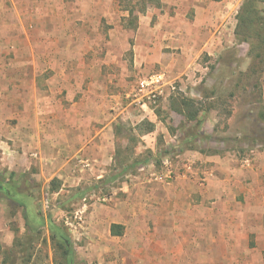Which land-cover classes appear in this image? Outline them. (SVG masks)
Here are the masks:
<instances>
[{
  "label": "rangeland",
  "instance_id": "obj_1",
  "mask_svg": "<svg viewBox=\"0 0 264 264\" xmlns=\"http://www.w3.org/2000/svg\"><path fill=\"white\" fill-rule=\"evenodd\" d=\"M214 1L228 19L209 55L175 43L196 34L188 0H0V184L31 194L67 236L45 228L27 247L23 211L0 187V264H264V223L199 190L216 166L206 158L252 163L264 150L243 140L264 114L263 51L236 35L248 0ZM155 74L176 91L148 103L139 84ZM182 97L208 137L132 167L195 132L172 108ZM177 181L189 191L174 202Z\"/></svg>",
  "mask_w": 264,
  "mask_h": 264
},
{
  "label": "crops",
  "instance_id": "obj_2",
  "mask_svg": "<svg viewBox=\"0 0 264 264\" xmlns=\"http://www.w3.org/2000/svg\"><path fill=\"white\" fill-rule=\"evenodd\" d=\"M67 1L74 2L76 0ZM92 1L94 0H88L89 3ZM164 3H166V1H164ZM218 4L219 3L214 0H188L189 9H194V14L196 16V24L193 26L196 30V34L193 35L189 33L190 37H187V34L183 33L185 31H179L180 33L176 32L177 35L175 37L177 38V42L175 43H178V47L182 48V50H188L189 47L192 46V53L193 51L198 53L205 52L209 55H212V53L217 51L218 45L221 43L220 36L222 34L223 26L220 22L228 19V14L224 13L221 6H219L220 8H215V6L218 7ZM202 25H207V28L204 29ZM201 37H203V39H200ZM193 38H197L198 40H201V42L197 44L193 41ZM188 63L192 62L188 60ZM220 65L221 62L218 63V66ZM234 66L235 63L230 64V67ZM220 67H223V65ZM213 99L214 98H212V100ZM209 115H211V113ZM208 124L206 123L205 126ZM213 129L214 128H210L208 133ZM100 133H103V131H100ZM209 161H214L216 166L213 169H210V167V172L207 170L204 171L203 174L206 175L204 182L206 184L200 186L199 190L202 191L204 195L208 193L210 197L216 199V202H226L230 199L231 205L236 209L235 212L234 210H231L230 212L232 214L243 212V214H240V220L242 222H253L254 225L256 222L264 223V150L258 152L253 159V162H250V164L246 166L242 165L239 160L233 159L230 156H215L211 159L206 158L205 163H211ZM182 183L183 182L177 181L172 189L165 192L167 193L166 198H171L173 195V197H176V200H173L175 202L178 201L177 199L179 197H182V195L185 194L183 193L184 191L188 192V188H183L184 185H181ZM189 184L190 183L187 182L186 186H189ZM154 195H156V193L154 194V191H152V193L148 192V195H146L145 192L142 194V196L147 199ZM159 198H161V196H157V199ZM147 204L148 202L146 200L144 205ZM170 205L171 203H168V206ZM185 212L186 211H182V214ZM231 219L234 220V218Z\"/></svg>",
  "mask_w": 264,
  "mask_h": 264
},
{
  "label": "trees",
  "instance_id": "obj_3",
  "mask_svg": "<svg viewBox=\"0 0 264 264\" xmlns=\"http://www.w3.org/2000/svg\"><path fill=\"white\" fill-rule=\"evenodd\" d=\"M257 3L264 4L262 0H248L245 4L243 10L238 16V26L236 30V35L240 37L242 42L250 44L252 51L255 49V40L257 43V48H260L263 53L259 55V58L264 57V17L260 16L257 10ZM216 91H214V95ZM235 94H231L229 97H234ZM196 102L184 97L174 100L172 108L181 116H183L186 122L192 123V130L188 135L180 134L174 145L171 146L169 150H163L159 153L157 158L145 159L143 161L138 160L132 167L135 166H145L147 164H158L160 158L165 156H170L176 148L186 147L191 148V144L198 140L199 138L208 137V135L203 130V123L199 120V115L201 110L194 109ZM256 132L251 136H246L243 138L244 141L251 142L253 146L264 148V114H259L257 119L253 121ZM187 129V128H186ZM183 130V133L186 132ZM154 131V125L148 123V132ZM239 139V138H238ZM235 139L236 143L239 142ZM242 142V141H240ZM11 181L15 180L17 177L16 173H11ZM14 182V181H13ZM0 187H3L0 184ZM5 192H10L12 199H15L17 205L22 209L23 220L25 222L26 229V246L31 247L34 244V240L41 235L42 230L47 228L50 233L52 240L62 243L66 240V233L63 229L58 227L52 222L51 216H45L35 204V199L31 194L15 193L12 187L5 189ZM119 227V228H118ZM121 229L120 226H113V229ZM114 236H119L121 233L113 232ZM20 247V246H19ZM26 247V248H27Z\"/></svg>",
  "mask_w": 264,
  "mask_h": 264
},
{
  "label": "built area",
  "instance_id": "obj_4",
  "mask_svg": "<svg viewBox=\"0 0 264 264\" xmlns=\"http://www.w3.org/2000/svg\"><path fill=\"white\" fill-rule=\"evenodd\" d=\"M139 93L143 96L147 95V98H149V102H158L161 100L166 92L171 94V92L176 91L175 84L170 83L168 80H166V77L164 74H155L151 76L148 80L141 81L139 84ZM147 104V103H145ZM250 160L248 158H245L242 161V165H249ZM173 172H169V175L171 176Z\"/></svg>",
  "mask_w": 264,
  "mask_h": 264
}]
</instances>
